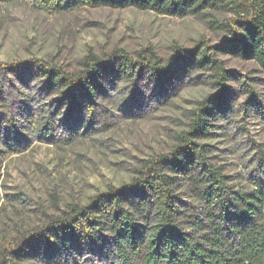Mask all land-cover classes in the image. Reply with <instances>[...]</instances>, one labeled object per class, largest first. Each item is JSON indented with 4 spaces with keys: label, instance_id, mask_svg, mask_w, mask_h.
Listing matches in <instances>:
<instances>
[{
    "label": "trees",
    "instance_id": "16d2710c",
    "mask_svg": "<svg viewBox=\"0 0 264 264\" xmlns=\"http://www.w3.org/2000/svg\"><path fill=\"white\" fill-rule=\"evenodd\" d=\"M33 1L50 14L106 5L174 17L213 10L232 15L221 24L225 36L220 41L175 45L167 59L147 46L136 56L122 48L105 56L89 53L75 72L39 57L0 63L8 77L0 90L16 86V80L37 82L54 96L47 112L65 111L63 122L76 113L87 114L91 122L94 98L110 87L114 75L133 84L147 79L163 91L160 97L179 73L202 69L211 72L214 88L189 110L187 127L175 135L170 150L142 159L128 182L109 186L85 203H70L61 215L29 230L16 229L9 239L0 236V264H264V163L251 188L236 187L204 141L213 121L228 109L229 82L236 77L221 54L252 59L264 71V0ZM249 92L246 106L256 100ZM38 113L30 123L49 124ZM6 118L0 111L1 124ZM9 149L7 154L17 150Z\"/></svg>",
    "mask_w": 264,
    "mask_h": 264
},
{
    "label": "rangeland",
    "instance_id": "374dc122",
    "mask_svg": "<svg viewBox=\"0 0 264 264\" xmlns=\"http://www.w3.org/2000/svg\"><path fill=\"white\" fill-rule=\"evenodd\" d=\"M231 15L213 10L174 17L106 5L50 14L33 0L0 1V63L39 57L75 72L89 53L105 56L122 48L136 56L147 46L167 59L175 45L220 41L221 24ZM221 57L236 72L229 82L233 92L204 141L231 183L247 189L264 163V71L252 59ZM4 73L0 68V83L7 85ZM210 74L202 69L179 73L160 97L162 90L147 79L133 84L114 75L110 87L94 98L91 122L85 113L66 122L65 111L50 115L54 96L37 82L16 80L14 87H1L0 111L10 120L0 123V236L9 239L16 229L29 230L61 215L70 203H85L109 186L128 182L142 159L169 151L175 135L187 127L189 110L214 91ZM249 89L256 100L246 106ZM36 111L49 124L30 123ZM9 147L17 150L7 154Z\"/></svg>",
    "mask_w": 264,
    "mask_h": 264
}]
</instances>
